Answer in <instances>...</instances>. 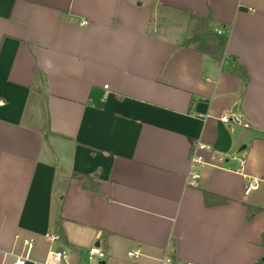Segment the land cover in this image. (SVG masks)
Here are the masks:
<instances>
[{"label": "crops", "instance_id": "crops-1", "mask_svg": "<svg viewBox=\"0 0 264 264\" xmlns=\"http://www.w3.org/2000/svg\"><path fill=\"white\" fill-rule=\"evenodd\" d=\"M0 101V264H264V0H0Z\"/></svg>", "mask_w": 264, "mask_h": 264}, {"label": "trees", "instance_id": "trees-1", "mask_svg": "<svg viewBox=\"0 0 264 264\" xmlns=\"http://www.w3.org/2000/svg\"><path fill=\"white\" fill-rule=\"evenodd\" d=\"M195 21L194 35L186 42L187 47H193L201 53L209 55L214 61L221 62L224 56L226 48V39L217 34L215 30L210 28V16L193 15ZM226 71L231 74L237 75L245 83L248 81V73L244 66L237 63L232 67L225 68ZM75 177L80 179H94L95 174H75ZM205 201L207 205L226 203L227 199L219 195L205 192ZM259 208L249 207L248 218L251 219ZM262 243L264 245V235L262 237Z\"/></svg>", "mask_w": 264, "mask_h": 264}, {"label": "built area", "instance_id": "built-area-1", "mask_svg": "<svg viewBox=\"0 0 264 264\" xmlns=\"http://www.w3.org/2000/svg\"><path fill=\"white\" fill-rule=\"evenodd\" d=\"M82 23H86L85 21ZM216 33L221 35L223 33V30L221 28H216L215 29ZM4 104V101H0V105ZM233 117L236 119H240L239 113H233ZM230 120V115H224L222 117V121L228 123ZM203 145H200L199 148H203ZM202 163V156L197 154V149L194 148L191 154V173L190 176L188 177V182H191L192 179H195L199 177V170L198 167ZM258 187V180L253 178L251 179L246 188H245V194H249L252 192L254 189ZM45 236L51 241L55 242L60 238V235L58 233H52V232H47ZM23 250L22 252L18 253L15 255V261L13 264H26L30 260V254L31 250L33 249L35 245V239L33 237H28L24 238L23 241ZM140 254L139 249H134L128 252V255L132 258H137ZM67 252L65 250H54L51 249L48 253V257L46 260L47 264H59V262L62 260V258H66ZM106 257L105 252L94 246L89 249V259L91 261H99L103 260ZM172 262L171 257H166L161 260L162 264H170Z\"/></svg>", "mask_w": 264, "mask_h": 264}, {"label": "rangeland", "instance_id": "rangeland-1", "mask_svg": "<svg viewBox=\"0 0 264 264\" xmlns=\"http://www.w3.org/2000/svg\"><path fill=\"white\" fill-rule=\"evenodd\" d=\"M85 258H86V261L88 262V263H97V261H90L89 260V250L87 251V253H86V255H85Z\"/></svg>", "mask_w": 264, "mask_h": 264}]
</instances>
